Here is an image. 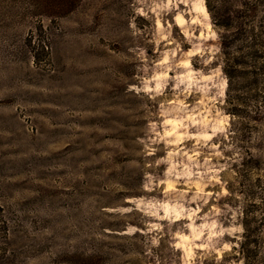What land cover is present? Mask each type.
<instances>
[{"label": "rangeland", "instance_id": "1", "mask_svg": "<svg viewBox=\"0 0 264 264\" xmlns=\"http://www.w3.org/2000/svg\"><path fill=\"white\" fill-rule=\"evenodd\" d=\"M0 264H264V0H0Z\"/></svg>", "mask_w": 264, "mask_h": 264}]
</instances>
